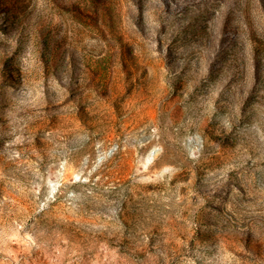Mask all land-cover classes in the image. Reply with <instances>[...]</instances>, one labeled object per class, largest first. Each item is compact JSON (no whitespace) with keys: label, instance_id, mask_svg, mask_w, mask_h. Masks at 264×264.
<instances>
[{"label":"rangeland","instance_id":"374dc122","mask_svg":"<svg viewBox=\"0 0 264 264\" xmlns=\"http://www.w3.org/2000/svg\"><path fill=\"white\" fill-rule=\"evenodd\" d=\"M0 264H264V0H0Z\"/></svg>","mask_w":264,"mask_h":264}]
</instances>
